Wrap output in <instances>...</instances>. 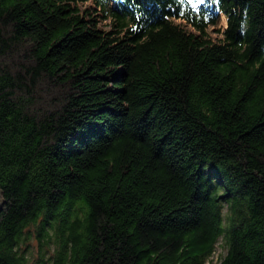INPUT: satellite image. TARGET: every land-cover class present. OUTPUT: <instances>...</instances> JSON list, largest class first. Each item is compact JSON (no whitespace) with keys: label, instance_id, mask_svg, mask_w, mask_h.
<instances>
[{"label":"trees","instance_id":"16d2710c","mask_svg":"<svg viewBox=\"0 0 264 264\" xmlns=\"http://www.w3.org/2000/svg\"><path fill=\"white\" fill-rule=\"evenodd\" d=\"M0 192V264H264V0H0Z\"/></svg>","mask_w":264,"mask_h":264},{"label":"rangeland","instance_id":"374dc122","mask_svg":"<svg viewBox=\"0 0 264 264\" xmlns=\"http://www.w3.org/2000/svg\"><path fill=\"white\" fill-rule=\"evenodd\" d=\"M221 23H224V18H221ZM37 242L35 238L29 240L27 247L25 246V253L31 258L37 254ZM225 249L220 246L219 243L215 244L212 253L209 256V261L204 264H216L219 259L225 254Z\"/></svg>","mask_w":264,"mask_h":264},{"label":"water","instance_id":"95a60500","mask_svg":"<svg viewBox=\"0 0 264 264\" xmlns=\"http://www.w3.org/2000/svg\"><path fill=\"white\" fill-rule=\"evenodd\" d=\"M3 202H4V200H3V197H2L1 192H0V211L2 209Z\"/></svg>","mask_w":264,"mask_h":264}]
</instances>
